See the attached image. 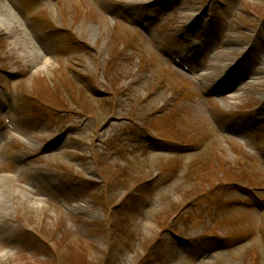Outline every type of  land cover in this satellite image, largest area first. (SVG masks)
Instances as JSON below:
<instances>
[{"label": "rangeland", "instance_id": "obj_1", "mask_svg": "<svg viewBox=\"0 0 264 264\" xmlns=\"http://www.w3.org/2000/svg\"><path fill=\"white\" fill-rule=\"evenodd\" d=\"M22 1L0 0V264H264V204L240 207L264 198V0Z\"/></svg>", "mask_w": 264, "mask_h": 264}, {"label": "trees", "instance_id": "obj_2", "mask_svg": "<svg viewBox=\"0 0 264 264\" xmlns=\"http://www.w3.org/2000/svg\"><path fill=\"white\" fill-rule=\"evenodd\" d=\"M157 143H159V141L156 140ZM156 145H159V144H156Z\"/></svg>", "mask_w": 264, "mask_h": 264}, {"label": "bare ground", "instance_id": "obj_3", "mask_svg": "<svg viewBox=\"0 0 264 264\" xmlns=\"http://www.w3.org/2000/svg\"><path fill=\"white\" fill-rule=\"evenodd\" d=\"M207 76V74H205Z\"/></svg>", "mask_w": 264, "mask_h": 264}]
</instances>
